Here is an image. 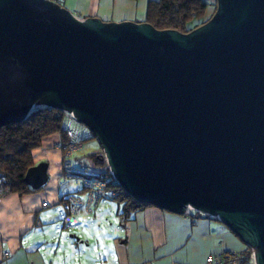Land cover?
I'll list each match as a JSON object with an SVG mask.
<instances>
[{
	"label": "water",
	"instance_id": "water-1",
	"mask_svg": "<svg viewBox=\"0 0 264 264\" xmlns=\"http://www.w3.org/2000/svg\"><path fill=\"white\" fill-rule=\"evenodd\" d=\"M37 107L89 128L136 201L210 216L264 264V0H217L187 34L0 0V129Z\"/></svg>",
	"mask_w": 264,
	"mask_h": 264
},
{
	"label": "crops",
	"instance_id": "crops-1",
	"mask_svg": "<svg viewBox=\"0 0 264 264\" xmlns=\"http://www.w3.org/2000/svg\"><path fill=\"white\" fill-rule=\"evenodd\" d=\"M148 1L62 0V5L81 20L100 18L106 22L143 23L147 18ZM62 142V135L54 134L33 152L35 166L48 165L49 180L43 189L24 196L11 194L0 198V264H98L90 255L86 260L82 258L90 248L87 242L75 236L67 241L59 239V227L72 228V224L66 227L62 223L66 211L63 203L68 202V194L89 190L74 182L64 183ZM82 147L83 144L76 151ZM100 202L90 212L86 209L83 212L94 214ZM44 203L48 206L43 207ZM119 235L120 238H113L112 252L105 264H207L211 255L247 248L216 219H192L154 206L123 221ZM6 253L9 256L6 257Z\"/></svg>",
	"mask_w": 264,
	"mask_h": 264
},
{
	"label": "trees",
	"instance_id": "trees-1",
	"mask_svg": "<svg viewBox=\"0 0 264 264\" xmlns=\"http://www.w3.org/2000/svg\"><path fill=\"white\" fill-rule=\"evenodd\" d=\"M51 1L63 6L62 0ZM208 8L207 0H149L146 22L159 31L173 30L187 34L208 22ZM63 122L62 111L37 107L24 122L0 129V198L11 194L24 196L40 191L33 190L25 181L28 171L35 166L33 152L42 147L44 139L54 134H61L66 141L67 137L62 131ZM89 158L93 161L90 167L102 170L104 179L109 180L107 190L116 193L109 200L122 207L119 215L123 221L152 206L136 201L115 181L104 153H93ZM199 216L194 219L201 218Z\"/></svg>",
	"mask_w": 264,
	"mask_h": 264
},
{
	"label": "built area",
	"instance_id": "built-area-1",
	"mask_svg": "<svg viewBox=\"0 0 264 264\" xmlns=\"http://www.w3.org/2000/svg\"><path fill=\"white\" fill-rule=\"evenodd\" d=\"M64 113V122L62 131L66 135L67 140L60 144V149L64 151L62 159L63 181L68 184L74 182L78 186L88 188L69 193L68 202L63 203L66 210L63 217L64 226L70 227L73 219L79 215L84 209L91 211L102 198L115 197L116 193L111 191L107 194L108 179H104L102 170L96 167L79 166L72 159L73 153L82 146L85 141L93 139V134L85 125L79 123L77 119L69 112ZM111 172V171H110ZM113 177V174L111 172ZM82 187V188H83ZM64 201V200H61ZM47 203L43 207H47ZM209 217L203 213L188 207L184 216L190 218ZM5 256H9L6 253ZM207 264H257L255 251L247 246L244 251H230L211 255L206 260Z\"/></svg>",
	"mask_w": 264,
	"mask_h": 264
},
{
	"label": "rangeland",
	"instance_id": "rangeland-1",
	"mask_svg": "<svg viewBox=\"0 0 264 264\" xmlns=\"http://www.w3.org/2000/svg\"><path fill=\"white\" fill-rule=\"evenodd\" d=\"M207 1L209 2V8L206 20L209 21L216 12L217 0ZM93 153H104L96 138L85 141L83 147L73 153L72 159L78 158L76 161L79 162V166H90L93 161L89 158V155ZM110 192L107 190V194ZM121 209L122 207L115 201L106 197L102 198L94 214L88 215L82 211L79 216L73 219L72 228L59 227L57 229L61 233V238L59 239L67 241L71 239V236H75L81 242H85V244L87 242L90 248L87 251V255L82 258L86 260L90 255L94 257L98 264H105L104 262H107L108 256L112 252L113 238H120L119 234L121 233V224L123 222L122 217L119 215ZM50 210L54 211L52 207H50ZM118 210H120V213L117 212ZM96 214L99 215V218H95ZM80 246L85 250L87 249L85 245L80 244Z\"/></svg>",
	"mask_w": 264,
	"mask_h": 264
}]
</instances>
